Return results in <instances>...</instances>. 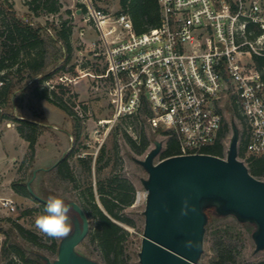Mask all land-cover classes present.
Instances as JSON below:
<instances>
[{"label":"built area","instance_id":"built-area-1","mask_svg":"<svg viewBox=\"0 0 264 264\" xmlns=\"http://www.w3.org/2000/svg\"><path fill=\"white\" fill-rule=\"evenodd\" d=\"M157 3L160 26L137 35L128 15H113L84 0L86 21L100 42L91 43L92 52L101 46L106 59L109 122L138 117L160 137L162 150L172 139L175 156L208 155L231 107L240 124L239 142L245 141L239 160L264 157V69L254 61L264 57V1ZM146 200L147 191L137 190L132 206L145 207ZM0 204L11 207L10 200Z\"/></svg>","mask_w":264,"mask_h":264},{"label":"rangeland","instance_id":"rangeland-1","mask_svg":"<svg viewBox=\"0 0 264 264\" xmlns=\"http://www.w3.org/2000/svg\"><path fill=\"white\" fill-rule=\"evenodd\" d=\"M58 1L63 6L58 14L42 13L39 17H35L23 5L22 0H0V32L4 31L3 18L8 10L5 3L12 5L16 17L20 20L31 23L33 27H46L47 32L43 34L45 39H50V37L56 39V30L58 31L62 22L67 21L68 25L72 27L71 58L67 67L76 66V74L68 76L69 81L65 84L70 91L71 100L68 101L64 98L68 105H72L76 116L72 118L47 101L36 102L26 96L21 107L15 110L14 114L22 119L40 121L42 124V130L35 146L34 160L30 164L26 146L22 148L19 143L14 142V149H6V152L0 148V159H5V161L0 160V169L3 165H11L14 162L13 158L17 159L12 164L13 170H8L6 173L7 180L25 181L26 186L31 181L30 187L33 193L42 199L58 196L68 202L77 203V200L86 196L88 193L86 189L91 183L96 202L101 207L97 193L98 183L99 181L104 182L112 175L129 181L135 191L143 189L142 183L148 178V174L137 161L145 158L146 154L154 148V143L160 141V137L154 135L146 125H139L134 119H124L114 125L109 122L113 117V110L110 104V83L106 59L102 54L101 46L92 52L91 43L96 42L97 45H100V42L93 25L86 21L85 13L81 14L80 12L79 5H84V0ZM92 1L96 7L113 15L120 10L119 0ZM67 10H70L72 14H67ZM120 35L124 36V33H120ZM7 45L4 38L0 36V58L8 51ZM57 46L60 47L61 42ZM51 52L50 49V52L46 54L47 60L52 59ZM96 53L98 55H94ZM51 66L48 69H51ZM62 82L63 80L55 77L52 83L45 82L43 87L51 90L53 85ZM226 122L230 129L224 141L227 150L232 135L231 124L236 125L239 135L241 133L239 120L233 116L231 107L226 111ZM10 128L16 129V124L8 121L0 122V134ZM140 128H143L146 135L152 140V145L144 155L133 153L125 136L136 140ZM75 133L78 136L77 140L73 137ZM102 151L103 158L100 163H97ZM70 152L73 153L69 158L73 180L67 182L57 177L55 173L48 171ZM159 155L155 158V163L160 161ZM80 160H85V163ZM87 166H90V172L87 170ZM99 166L102 167L100 172L97 171ZM35 171L36 174H34ZM4 188L3 192L7 193L8 183ZM1 199L10 200L11 207L3 208L0 204V264H8L10 260L17 264L20 263L13 256L6 260L2 259L1 247L5 242L20 246L28 255L45 257L51 262L56 260L57 255L47 247L51 245L52 241L60 244L64 238H51L36 228L35 220L38 215L42 214L40 202L31 195L27 198L15 196L12 199L7 197H1ZM144 210L145 207L139 205L127 207L122 211L123 215L133 222L132 226L121 224L129 233L124 244L125 253L121 257L124 260L123 264H139L138 254L145 225ZM68 215L73 232V221L76 215L72 211ZM87 218L90 228L94 224V220L91 217ZM13 224L20 225L23 229L36 235L38 237L37 244L32 245L24 240L14 231ZM252 233L232 215L216 219L205 231L203 253L198 264L215 262L217 260L215 247L223 241L230 243L239 253L236 264H254L264 261V250L255 251ZM26 237L29 236L26 235ZM76 252L92 261L104 264L100 260L96 244L90 241L88 235L76 248Z\"/></svg>","mask_w":264,"mask_h":264},{"label":"trees","instance_id":"trees-1","mask_svg":"<svg viewBox=\"0 0 264 264\" xmlns=\"http://www.w3.org/2000/svg\"><path fill=\"white\" fill-rule=\"evenodd\" d=\"M22 3L35 17H39L42 13L49 15L58 14L63 8L58 0H22ZM118 3L120 7L118 14L122 13L129 16L135 34L140 35L160 26L161 16L157 0H119ZM5 4L8 10L3 18L4 31L0 32V36L4 38L9 49L0 58V81L3 82V86L0 87V122L8 121L16 124L17 133L27 143L28 158L30 164H32L42 124L40 121L22 119L20 116H16L14 111L21 107L24 98L28 96L30 100L36 102L47 101L72 118L76 116L72 110V105H68L67 101H64L65 99L71 100L70 91L65 84L69 81L70 76L76 74L75 65L67 67L71 58L70 38L72 36V27L68 25L67 21L62 22L58 31L54 28L56 30V39L52 37L45 39L43 34L47 32L46 27H33L31 23L20 20L16 17L12 5H8L9 3ZM79 6L81 14L86 13L84 5ZM66 12L67 14H72L70 10ZM59 42H61L60 47L57 46ZM50 49L52 51V54H50L52 59L47 60L46 54L50 52ZM254 61L260 70L264 69V57H254ZM50 65H52V68L48 69ZM14 67L16 69L13 70ZM55 77L63 80V82L53 85L51 90L43 87L45 82L52 83ZM58 90L60 95L57 93ZM236 116L238 115L236 114ZM124 119H134L139 125L143 124L138 117ZM229 132V125L225 124L219 140L205 152L208 155L224 158V141ZM125 136L129 147L136 155H144L152 145V140L146 135L143 128L138 131L136 140L127 135ZM73 137L75 140L78 138L76 133ZM72 154V152L68 153L54 169L48 172L55 173L60 179L71 182L73 178L69 158ZM175 155H177L176 143L174 140L169 139L165 143V148L160 152L159 160L161 161ZM244 157L245 141L241 137L238 147V158L243 159ZM102 158L103 151L97 163H100ZM80 161L85 163V160ZM244 163L254 178L258 180L264 179V157H248ZM86 168L90 172V166ZM101 168L99 166L97 171L100 172ZM11 188L18 196L25 198L30 196L25 181L12 182ZM86 191L88 192L86 196L77 200V204L87 217H91L94 220V224L89 228L88 238H90L92 243L96 244L100 260L104 264H123L124 260L121 257L125 253L124 244L129 233L121 224L132 226L133 222L124 216L122 211L133 205L135 188L129 181L121 179L117 175L108 177L104 182L99 181L97 193L99 194L101 207L96 202L91 183ZM48 198L44 197V200L47 201ZM64 201L66 204L69 203L66 200ZM44 206L45 204L40 203L42 213ZM71 211L76 215L72 209ZM205 213L207 215L205 231L208 230L209 225L213 221L223 217L217 215L214 208L205 209ZM240 224L250 232L255 230L253 224ZM13 229L28 243L37 244L38 237L36 235L17 224H13ZM26 235L29 237H26ZM58 247L59 244L52 241L47 248L57 255ZM215 248L217 260L212 264H236V258L239 253L230 243L223 241L218 243ZM10 256L17 258L18 262H20L19 264H46L42 258L28 255L20 246L5 242L1 247V257L6 260ZM8 264L17 263L10 260ZM254 264H264V261Z\"/></svg>","mask_w":264,"mask_h":264},{"label":"water","instance_id":"water-1","mask_svg":"<svg viewBox=\"0 0 264 264\" xmlns=\"http://www.w3.org/2000/svg\"><path fill=\"white\" fill-rule=\"evenodd\" d=\"M231 131L225 158L187 155L155 163L162 151V143L156 141L145 158L137 161L148 174L142 183L147 200L139 264H197L203 253L207 208L253 224L255 251L264 250V181L254 178L239 160V131L234 123ZM30 184L29 194L46 204ZM68 204L76 213L73 232L60 242L56 260L42 259L46 264H100L76 252L88 235L89 220L77 203Z\"/></svg>","mask_w":264,"mask_h":264},{"label":"clouds","instance_id":"clouds-1","mask_svg":"<svg viewBox=\"0 0 264 264\" xmlns=\"http://www.w3.org/2000/svg\"><path fill=\"white\" fill-rule=\"evenodd\" d=\"M71 206L58 196H50L44 206L43 213L38 215L35 226L42 233L55 239L68 237L72 232L69 223Z\"/></svg>","mask_w":264,"mask_h":264},{"label":"crops","instance_id":"crops-1","mask_svg":"<svg viewBox=\"0 0 264 264\" xmlns=\"http://www.w3.org/2000/svg\"><path fill=\"white\" fill-rule=\"evenodd\" d=\"M12 142H13V144H12ZM14 142L19 143V145L22 148H24L25 146L27 148V143L19 136V134L17 133L15 128L14 129L10 128L8 131H5L4 133L0 134V148L3 151H6V149L8 150L9 148L14 149L15 148ZM0 160L5 161L4 158H1ZM12 160L15 162L17 159L13 158ZM12 164L11 165H9V164L3 165L2 168L0 169V199H1V197H7V198L12 199L13 197L18 196L17 194H15L13 192V190L11 188V184H12L13 180L8 181L6 178L7 171L13 170ZM7 183H8L9 190L7 191V193H4L3 189H5L4 186H6Z\"/></svg>","mask_w":264,"mask_h":264}]
</instances>
